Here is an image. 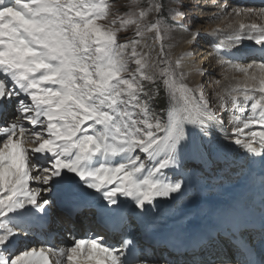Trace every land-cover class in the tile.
<instances>
[{
    "label": "snow or ice",
    "instance_id": "1",
    "mask_svg": "<svg viewBox=\"0 0 264 264\" xmlns=\"http://www.w3.org/2000/svg\"><path fill=\"white\" fill-rule=\"evenodd\" d=\"M114 3L0 0V264H51L49 254L59 258L56 264H132L124 259L127 242L116 248L103 237L77 238L67 248L13 249L27 235V218L45 213L42 192L71 198L92 190L108 205L123 197L140 209L180 192L182 184L169 181L167 171L180 167L189 126L202 137L213 122L224 126L202 88L184 82L179 69L192 57L173 62L165 50L166 0H129L123 13L113 11ZM179 14L168 9L167 15ZM129 30L133 35L121 42ZM149 33L159 42L155 58L144 43ZM244 40L264 54V27L241 24L219 42L221 61L252 81L226 88L219 107L231 104L233 143L264 158V62H236L248 56L233 51ZM161 86L165 118L152 106Z\"/></svg>",
    "mask_w": 264,
    "mask_h": 264
},
{
    "label": "bare ground",
    "instance_id": "2",
    "mask_svg": "<svg viewBox=\"0 0 264 264\" xmlns=\"http://www.w3.org/2000/svg\"><path fill=\"white\" fill-rule=\"evenodd\" d=\"M229 1L234 2V1H239V0H229ZM248 1H245L244 4H242L245 7L244 10L252 9L250 7H253V5H254L253 4L254 0H248ZM255 3L256 4L259 3L260 5H257V7H261L264 9V1L255 0ZM228 5H233V4L228 3ZM228 5L226 2V8ZM248 6H250V7L248 8ZM228 8H229V6H228ZM220 15H221V13H220ZM225 15H227V12L224 14V20L227 17ZM252 15L253 14H251L250 12L246 15L248 22H245V25L254 24V23L250 22L251 19H254ZM254 17H256V16H254ZM233 19H234L233 15L229 16V18L227 17L226 18L227 21L224 24H223V22H220L217 25V28H215L214 24L213 25L209 24V26H207L205 28V30L201 32L202 36L199 37L198 42H200V41L204 42V41L209 40L208 36H210V34L208 36H206L205 32L212 33V35L210 37H211V40L213 42H216L214 48L217 49L219 46V42L222 41L224 38V36H223L224 33L229 34V33H232V32L239 30L240 25H236V24L233 25ZM261 19H262V17H261ZM229 24H232V27L228 30H223V28H225ZM245 31H247V29H245ZM195 35L196 34H194L190 37V39H192V42L195 39H197V38H194V37H196ZM185 47H187V46H185ZM260 48H261L260 45H257V44H255V42L251 41V42H247L245 45L241 44L238 49H233V51L238 50L242 53L244 52V53L248 54L246 59H249V60L245 61V59H242L243 62L245 61L247 63V61L258 60L259 58H261L262 55H264L259 51ZM183 51H185V50H183ZM185 54H188V52L187 51H185V53L181 52V53H179L178 56H184ZM219 58H221V56ZM210 60H211V58L209 56H207V58H204L200 63V67L202 66V68H204L206 66H209V67L216 66L215 64H213L215 61L212 63ZM239 61H241V59H239ZM242 61H241V65H243ZM218 63H220V62H218ZM222 64L223 65L221 66V70H223L224 72H222V71L221 72L223 74L225 73L224 76L226 77V80H227L222 87V91H224L226 88H228L231 85H235L238 82L239 83L247 82L249 84L252 83L251 80H247V78L245 77V75L243 73H239V72L232 70V68L229 64H227L228 67H226V65L223 62H222ZM182 68L189 71V72H192V65H189L188 61H186L183 64ZM192 74H193V72H192ZM193 76H194V74H193ZM196 79H197V77H196ZM197 81H198V79H197ZM11 111L12 110H9V114H8L9 119L12 118ZM231 127H233V126H231ZM216 129H217V131H215L213 129H209V135H208L209 137H207L205 139L206 142L204 141L205 142L204 144L200 143V141L198 142L197 140L193 139V136L198 137L199 134H198V131H196L194 129H190V131H189L190 132V139L186 143V145L182 148L180 153L178 154L180 167H178L176 169H170L167 171V179L169 181H172V182H180L182 184V189H184V193H182V192L173 193V194H171L170 197L164 198L163 201L161 199L163 197L157 198L153 204V208L155 211L163 212V209L165 208L163 206H165L164 204L166 203L165 201H167V203H168L167 207L171 208L172 203L169 202V200L175 198L176 196L196 197L198 195H201L204 197H207V196L211 197L212 192L214 194L213 196H219L220 195L222 197V196L227 195L230 197V201H232V202H234L233 198L236 196L237 201L234 202L233 210L238 209L241 213L247 214L248 208L251 207L253 202L256 201L255 199L262 202V204H263L262 209L264 210V158H261L259 156H253L252 154L247 153L246 151H243L241 154H240V152L238 153L239 155L237 158H235V156H231L230 157L231 160L226 159L227 153H228L227 151L230 150V146H227V145L222 146L221 145L220 147H217V148H215V147L210 148L212 146H216L215 144H218L221 142V139H222L221 135L225 134L228 136V133H229V132L228 133L225 132L224 130L222 131L221 126L220 127L216 126ZM232 130H233V128H232ZM246 131H249V130H246ZM226 139H229V138H226ZM32 146H34V145H31L30 147H32ZM228 158H229V156H228ZM209 160H212V163ZM228 161H230L232 163V167H230V168H228V166H230L229 164H227ZM200 167H203L202 171L197 170ZM239 170L244 171V174H237V172H239ZM232 173H234V174H232ZM37 174H38L37 172H35V171L33 172L34 176ZM222 183H224V186H222L221 190H220L218 188ZM236 185L241 186V189H239V190L235 189V190L231 191V189L234 188V186H236ZM32 186L33 187H43V185L37 184L35 182H33ZM223 188H225V189H223ZM76 192L79 193L80 190L76 189ZM88 192L93 193L92 190H86L82 194H79V195H77L75 197H71V198L69 197L67 199H70V204L72 206L79 205V204H90V203H92L91 200H88V199L84 200V198H83V196L86 195V193H88ZM47 194L49 196H51V194H52L54 199L57 198L59 200V197H60V194H62V191L53 190V191H51V194H49V191L48 192H42L41 196L46 198ZM98 197H100V194ZM101 200L99 202H101ZM53 202L56 203L57 201L53 200ZM47 208L50 210V212L47 211V209H45V213L35 212L34 214L38 215L40 218H47L48 214H50L51 225L49 227V230L48 231H42L41 228H39V230L36 232L27 230V235H24L21 242L18 243L16 245V247L13 249V251H15L14 253L20 252L24 248H32V247L44 248L46 246L45 249H47V248H49V246H51L50 245L51 241L47 240L50 236H55L56 234H60L62 237V233L65 230H67L66 232L69 233V232L73 231V228H77V227H79L78 229L80 231L82 230L83 232H85V230L87 228H90L91 232L96 231V232L103 233L101 228H96L94 225H92V221H91L92 219L90 220L89 215L92 214L93 216H95L96 213L93 211L89 212V213L85 212V213L78 215L76 217V221L73 222L72 219L69 218L70 217L69 214H64V213L59 212V210H57V208H55L53 204H49ZM138 209L142 210V211L144 210V209H140V208H138ZM204 213L205 212H202V215H204ZM150 216H151L150 218H152V219L148 218L147 220L150 219L151 222H152V220L158 221V220L153 219L152 215H150ZM136 219L139 222L141 221L140 217L138 218L136 216ZM132 222H136V220H134ZM73 225H74V227H72ZM180 231H182V233H183V230H180ZM104 236H105V238L107 237V235H104ZM44 238H46L45 241L48 244H42V242L40 240H44ZM64 244H65L64 248H66V246H69V247L72 246V244L71 245L69 244L68 239H66V243H64ZM57 246H58L57 248H60L61 244H59ZM61 248H63V247H61ZM217 248H221V252L223 254H225V257H226V254L230 252L229 245L225 241L221 240V246L216 247V245H214V246L210 245V246L206 247L207 250H205V251L202 250L201 255H204L205 252L210 251V254H211L213 260L218 259V262H216V263L211 262V263H206V264H228L227 262H223L221 260V258H219L220 254L217 253V251H216ZM147 250L148 249L144 248V249H142L141 252L145 253ZM154 250H155L154 251L155 255L157 257L156 260H154L150 256H143L141 259H139V261L136 264H169V262L162 260L164 253H166V255L169 257V261L174 262L175 264H193V263H190V261L187 257L181 256L179 258L178 257L173 258L166 251L161 252V251H157L156 249H154ZM49 256H51V255H49ZM54 258H55L56 262L59 259L56 255H54ZM206 262H208V261L206 260Z\"/></svg>",
    "mask_w": 264,
    "mask_h": 264
},
{
    "label": "rangeland",
    "instance_id": "3",
    "mask_svg": "<svg viewBox=\"0 0 264 264\" xmlns=\"http://www.w3.org/2000/svg\"><path fill=\"white\" fill-rule=\"evenodd\" d=\"M248 1V0H245ZM244 0H239V1H229V0H166V8H165V15L167 16V20L166 23L168 24L170 31L166 32V39L164 41L165 44V50L168 52V54L170 55L171 59L173 62H175L178 58H180L181 56H178L179 53L183 52L185 53V51L188 52V55H190L192 58L190 60H184L183 64L188 61L189 65H192V72L194 74H192V72H189L183 68L179 69V71L183 72L185 74V83L191 87V88H196L197 86H199L200 88H202L203 90V94L205 99L207 100V102L209 103L211 109L213 111L216 112V114L223 119L224 121V126L221 127V130L225 131V132H229L228 136L227 135H221V142L218 144H215L216 146H212L210 147L208 144V146L210 148H217L220 147L221 145H227L230 146V150L227 151V158L226 159H230L231 156H235V158L238 157V153L240 152V154L245 151L243 148H240L237 145H234L233 143V137H232V128L231 126H233L232 123H229L230 120V113L232 111L231 109V104L229 103L228 109H221L219 107V94L223 93L222 91V87L224 85V83L227 81L226 77L224 76V74L222 72H224L223 70H221V66L222 61L220 57V54L217 53V49L214 48L216 42H213L211 40V35L212 33H207L205 32V35L208 36L210 34V36H208L207 41H200L198 42V39L200 36H202V31L205 30V28L207 26H209V24L215 26V28H217V25L220 22H223V24L227 21L226 18L229 16H234L233 19V25H241V24H245V22L247 21L246 15L249 13L248 9L244 10L245 7L242 5L245 2ZM264 1V0H262ZM217 2V3H216ZM226 2L227 5L228 3L233 4V5H228L226 8ZM249 2V1H248ZM128 4H129V0H115L114 3V9L113 11H119L121 13L126 12L128 10ZM253 7L248 6V8H252L253 10H256V12H259L261 9V7H257V5H260L259 3H255V0L253 2ZM169 8H174V9H179V15L176 16H170L167 15L168 13V9ZM227 12V16L224 20V14ZM221 13V15H220ZM239 13V15L237 14ZM251 14H253V18L251 19L250 22L257 24L259 26L264 27V15H257L254 14L252 12H250ZM229 15V16H228ZM256 16V17H254ZM258 16V17H257ZM262 17V19H261ZM157 18L156 14H152L151 16H149L148 20L149 22L155 21ZM263 20V21H262ZM247 24V23H246ZM182 25V27H181ZM230 25V26H229ZM228 26H226L225 28H223V30H228L232 27V24H229ZM220 30V29H219ZM196 34L194 38L195 39L192 42V39H190V37L192 35ZM226 33L223 34V36ZM133 35V32L131 30H129L128 32H121L120 36H121V42L124 41V39H126L127 37H131ZM154 36V33H149L147 35V37L145 38L144 43L147 45L151 46V56L153 58L157 57L159 55V42H154L152 37ZM202 38V37H201ZM247 42H251L249 40H244L242 41L241 44L245 45ZM254 42V41H252ZM187 46V47H185ZM142 51L147 52L149 49L148 48H143V49H139ZM185 50V51H183ZM244 53V52H243ZM207 56H209L211 58V62L213 64H215L216 66L213 67H209L206 66L204 68H202V66L200 67V63L204 58H207ZM215 56V57H214ZM218 56V57H217ZM213 58V59H212ZM162 59V57H161ZM225 60L229 59V57L227 55H225L224 57ZM249 60V59H245ZM242 61V59H241ZM241 61H236L237 63L241 64ZM243 62V66H247L248 64H259L261 62H264L261 60V58H259L258 60L255 61H247ZM153 62H155V60H153ZM220 62V63H218ZM226 65V67H228L227 63H224ZM219 66V67H218ZM131 68H135V65H130ZM197 69H202V73L198 72ZM222 71V72H221ZM198 81H197V79ZM197 82V83H196ZM151 87V86H149ZM160 88L163 89V87L161 86ZM157 102L158 99L157 97L153 100V108L156 110V112L160 114V112L157 110ZM12 113V117L14 116V111H11ZM245 115H247V113H245ZM162 117V115H161ZM166 117V116H165ZM162 117V118H165ZM27 126V125H26ZM216 126L220 127L219 125H216L214 122L212 124V126L209 127V129H213L215 131H217ZM231 128V129H230ZM191 127L189 126V131H190ZM199 134V133H198ZM222 134V133H221ZM209 137V136H207ZM207 137H202L200 134L198 135V137L193 136V139L197 140L198 142L200 141V143H205L206 142V138ZM229 138V139H226ZM226 139V140H225ZM194 140V141H195ZM205 141V142H204ZM233 145H232V144ZM233 147H232V146ZM229 156V158H228ZM141 159H144V156L141 155ZM212 163V160H209ZM236 161V160H235ZM237 162V161H236ZM230 166H228V168L232 167V163L230 161H228V163ZM204 171V170H203ZM204 173V172H203ZM234 174V173H232ZM231 174V175H232ZM237 174H244V171H240L237 172ZM45 187V186H43ZM50 197V198H49ZM46 199H49V204H53L54 207L56 208V204L51 200V196H49L48 194L46 195ZM48 204V205H49ZM48 205L46 207H48Z\"/></svg>",
    "mask_w": 264,
    "mask_h": 264
},
{
    "label": "trees",
    "instance_id": "4",
    "mask_svg": "<svg viewBox=\"0 0 264 264\" xmlns=\"http://www.w3.org/2000/svg\"><path fill=\"white\" fill-rule=\"evenodd\" d=\"M157 110L160 112L162 117L166 116V110L168 108V99L162 88L159 90V95L157 96Z\"/></svg>",
    "mask_w": 264,
    "mask_h": 264
}]
</instances>
